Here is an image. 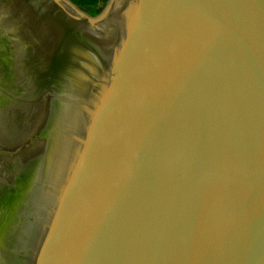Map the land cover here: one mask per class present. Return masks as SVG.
Instances as JSON below:
<instances>
[{
  "label": "water",
  "instance_id": "95a60500",
  "mask_svg": "<svg viewBox=\"0 0 264 264\" xmlns=\"http://www.w3.org/2000/svg\"><path fill=\"white\" fill-rule=\"evenodd\" d=\"M0 264H264V0H0Z\"/></svg>",
  "mask_w": 264,
  "mask_h": 264
}]
</instances>
